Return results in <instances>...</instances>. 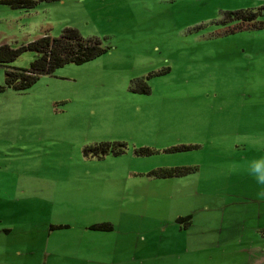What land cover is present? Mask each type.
I'll list each match as a JSON object with an SVG mask.
<instances>
[{"label":"rangeland","instance_id":"374dc122","mask_svg":"<svg viewBox=\"0 0 264 264\" xmlns=\"http://www.w3.org/2000/svg\"><path fill=\"white\" fill-rule=\"evenodd\" d=\"M64 27L107 49L0 91V264H264V0L0 3V43Z\"/></svg>","mask_w":264,"mask_h":264},{"label":"trees","instance_id":"16d2710c","mask_svg":"<svg viewBox=\"0 0 264 264\" xmlns=\"http://www.w3.org/2000/svg\"><path fill=\"white\" fill-rule=\"evenodd\" d=\"M38 0H0L11 8H30ZM236 18L251 20L256 12L250 9H239L232 12ZM97 37L84 38L73 27H64L57 36H50L46 32L34 37L30 41L11 46L6 42L0 43V65L4 66L3 83L0 84V91L5 87H12L16 90H22L28 87L43 73H50L56 67L68 63H81L87 61L102 52L107 47L100 43ZM31 50L34 57L26 67H17L11 65L22 51ZM141 91H146L142 89ZM125 142L123 141H102L87 145L84 151H90L91 156H101L107 152L120 153L124 150ZM181 171L179 167L164 169L163 175H175ZM61 227V225L53 226ZM91 229L108 230L112 225L109 222H101L89 225Z\"/></svg>","mask_w":264,"mask_h":264},{"label":"clouds","instance_id":"9594fccd","mask_svg":"<svg viewBox=\"0 0 264 264\" xmlns=\"http://www.w3.org/2000/svg\"><path fill=\"white\" fill-rule=\"evenodd\" d=\"M256 178L259 183L264 184V173H259ZM260 195H264V193H260Z\"/></svg>","mask_w":264,"mask_h":264},{"label":"crops","instance_id":"0c3cea01","mask_svg":"<svg viewBox=\"0 0 264 264\" xmlns=\"http://www.w3.org/2000/svg\"><path fill=\"white\" fill-rule=\"evenodd\" d=\"M40 245H42V243H41ZM17 251H19V250H17ZM44 252H45V254H47V255H48V253H46L45 249H44ZM263 261H264V260H263Z\"/></svg>","mask_w":264,"mask_h":264}]
</instances>
